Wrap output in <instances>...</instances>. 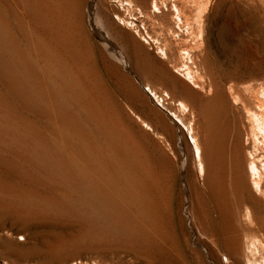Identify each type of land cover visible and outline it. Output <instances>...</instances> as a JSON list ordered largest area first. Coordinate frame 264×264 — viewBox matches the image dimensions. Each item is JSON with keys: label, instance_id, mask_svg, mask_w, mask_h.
I'll use <instances>...</instances> for the list:
<instances>
[{"label": "rangeland", "instance_id": "1", "mask_svg": "<svg viewBox=\"0 0 264 264\" xmlns=\"http://www.w3.org/2000/svg\"><path fill=\"white\" fill-rule=\"evenodd\" d=\"M133 47L181 80L191 72L196 85L185 82L203 99L222 94L225 115L217 96L209 119L223 124L228 149L240 136L244 179L264 194V112L256 107L264 104L256 71L264 0H0V264H211L199 252L222 231V218L190 134L169 115L202 138L205 103L184 101L183 114ZM242 52L251 56L244 67ZM244 70L252 77L242 78ZM146 86L160 90L166 111ZM171 131L183 136L186 156ZM254 156L255 188L247 171ZM241 211L227 221L239 264H264V217Z\"/></svg>", "mask_w": 264, "mask_h": 264}, {"label": "bare ground", "instance_id": "2", "mask_svg": "<svg viewBox=\"0 0 264 264\" xmlns=\"http://www.w3.org/2000/svg\"><path fill=\"white\" fill-rule=\"evenodd\" d=\"M151 7L154 13H161V8L158 7L157 4L154 3L152 4ZM172 7H173V11L176 13L177 20L180 21L179 16L182 15L183 13H181L180 10L176 6H172ZM221 48L224 50L225 47H221ZM112 49L117 55V57L120 59V61L124 63L125 68L131 70L132 69L130 66L131 62H129L130 60H128V57L126 58V56H124L120 52V50L117 49L114 45H112ZM132 50L134 52V55L136 56V60L138 64L141 67H143V69H146L147 73L151 75V77L153 76V74H156L157 72H158V75L161 74L159 77L160 78L159 80H161L160 87L161 88L164 87L166 89L164 90V88H162L165 91V97H166L165 99H169L170 101H178L177 106L181 107V109L183 110V114L186 111H188L187 104H185V102H187L190 105H194L198 100L205 102V99H203L202 96L198 92L190 88L186 83V82L190 84L193 83V77L191 75V72L188 71V73L185 74L184 76V80H181L175 75L164 70L163 69L164 63H161L159 61L157 62V61L150 60V57H148L149 54L147 55H144V53L139 54L140 50L136 49L135 47H133ZM208 56H205L202 62V64L206 67L210 65ZM165 57H166V54L162 52V58H165ZM237 57H238L237 59L241 61V64L243 67L245 65V62H247L248 60L249 61L251 60L250 59L251 56L245 55L243 52L240 53L239 56L237 55ZM132 62H133V59H132ZM259 69L256 70L257 75L259 77L258 79H261L262 81H264V64H263V67L260 70ZM64 71L66 72V70ZM208 73L210 72L208 71ZM243 77L251 78L252 77L251 71L244 70L242 72V78ZM124 83H125L124 87L126 89L127 88L126 86H129L130 84L127 81H125ZM193 84L196 85L195 83ZM167 87L172 88V91L167 93ZM144 93L147 94L146 97L148 96L155 103L157 107H160L162 110L166 111V108L164 107L166 105L165 99L163 98V96L160 97V90L158 88L156 89L155 86H152V88L146 86V88L144 89ZM217 96L221 104L220 109H218V111L220 112L222 117L225 115L226 109L224 105L225 104L224 98L222 94L215 93L214 98H212L211 101H206L205 105L202 106L203 108L200 107L201 109L199 110L200 115H204V123H205V131H203L204 135L202 138H197L192 135L193 130L185 125L184 118L177 116L175 114H169V115L174 121V123L178 125V127L182 128V130H185V132L190 134L189 144L191 146L192 157L194 161L197 163L199 174H203L205 176L207 188L211 194L212 199L216 202L218 215L219 217L222 218V227H223L222 231H220L218 235H215L214 240L211 241V245L205 246L203 248V251H200L199 254L201 255V257H204L206 260H208L211 264H217L219 262V259L221 260L222 263L239 264V259H240L239 238L234 232H231L229 230L228 223H227L228 217H233V216L241 217L242 208L246 210V213L249 215V217H264V194H261L260 197H256L255 194L257 193H255V191L252 192L248 188V185L244 179L243 164L241 161V157L244 152V149H243V146L241 145L240 136L235 137V144L232 146L231 149H228L227 134L222 126L223 124L219 123V125L213 126L212 122L209 120V115L211 112L209 110L211 108L209 107L210 105H212L210 103L213 102ZM261 103L262 101L261 102L260 100L259 102L257 101L256 107L264 112V104L263 103L261 104ZM87 107L90 108V106H87ZM100 116H101L100 118L102 119V122L104 123L103 116L102 115ZM183 116L185 117V115ZM256 117H257V114L253 113L254 122H255ZM262 118H264V116H262ZM153 120L154 119H152V121ZM107 123H109V121ZM169 136L172 139V144L176 145L179 148L180 155L186 156L188 153V150L185 145L183 136L181 135L175 136L173 131L169 133ZM113 140L116 141L117 139L114 138ZM258 159L260 160L261 158L258 157ZM252 160L253 161H250L247 166V171L249 173V176H251L252 178V184H253V187L255 188V187H259V182L256 180V178L260 177V173H259V167H258L259 164L257 165L256 157L254 156ZM261 162L262 161L260 160L259 163ZM182 186L185 191L189 190V182L185 178H183ZM230 201H233V203L235 204V208L233 209L234 211L231 210L230 205L232 203L230 204ZM190 228L194 229V226L190 225ZM240 229L244 231L245 233H249V234L257 232V230H252L247 227L243 228V226L240 227ZM198 244L199 243L196 242L194 245L198 246ZM220 253H222L221 257H220Z\"/></svg>", "mask_w": 264, "mask_h": 264}, {"label": "flooded vegetation", "instance_id": "3", "mask_svg": "<svg viewBox=\"0 0 264 264\" xmlns=\"http://www.w3.org/2000/svg\"><path fill=\"white\" fill-rule=\"evenodd\" d=\"M206 101H211V99H209V98H205V102H206ZM205 102H204V103H205ZM211 103H212V102H211ZM211 103H210V104H211ZM209 108H211V107H209ZM209 110L211 111V109H209ZM209 116H210V115H209ZM209 120L211 121V119H209ZM212 123H213V122H212Z\"/></svg>", "mask_w": 264, "mask_h": 264}]
</instances>
